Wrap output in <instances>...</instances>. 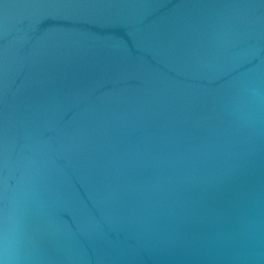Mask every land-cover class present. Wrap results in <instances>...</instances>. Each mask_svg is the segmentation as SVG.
I'll list each match as a JSON object with an SVG mask.
<instances>
[{"label":"water","instance_id":"95a60500","mask_svg":"<svg viewBox=\"0 0 264 264\" xmlns=\"http://www.w3.org/2000/svg\"><path fill=\"white\" fill-rule=\"evenodd\" d=\"M0 264H264V0H0Z\"/></svg>","mask_w":264,"mask_h":264}]
</instances>
